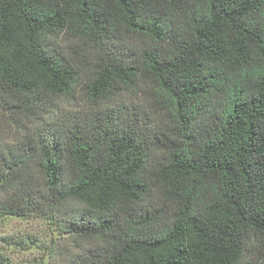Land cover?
<instances>
[{
  "label": "trees",
  "instance_id": "1",
  "mask_svg": "<svg viewBox=\"0 0 264 264\" xmlns=\"http://www.w3.org/2000/svg\"><path fill=\"white\" fill-rule=\"evenodd\" d=\"M59 34L94 51L89 98L151 82L169 121L154 139L164 155L148 171L143 133L111 112L61 145L38 134L41 189L30 172L14 176L0 215L50 217L80 200L83 230L105 242L74 264H234L248 238L264 252V0H0L8 108L34 114L72 92L76 68L49 42ZM121 34L149 40L134 61L113 48ZM154 190L167 219L149 209Z\"/></svg>",
  "mask_w": 264,
  "mask_h": 264
},
{
  "label": "rangeland",
  "instance_id": "2",
  "mask_svg": "<svg viewBox=\"0 0 264 264\" xmlns=\"http://www.w3.org/2000/svg\"><path fill=\"white\" fill-rule=\"evenodd\" d=\"M49 42L76 68L77 80L67 96L46 95L43 107L34 114L8 108L0 97V170L7 175L0 180V202L12 193L16 184L13 178L19 173L36 176L35 188L41 189L37 168L39 148L35 146L38 134L61 145L74 124L85 123L95 115L111 112L113 119L135 122L144 135L148 171L164 155V149L154 139L169 121L151 82L139 81L134 88L120 89L93 100L86 94L85 84L93 74L94 51L65 34L52 36ZM148 44L149 40L143 36L121 34L113 48L134 61ZM19 158L23 160L17 161ZM67 183V172L60 162L59 188L64 189ZM148 200L149 209L155 208L153 214L160 213L163 219L169 217L170 206L156 190ZM39 202L43 204L41 199ZM88 216L89 209L77 199L64 201L50 217L36 211L0 215V264H74L96 257L105 241L83 230L81 222ZM234 264H264V252L254 239L248 238Z\"/></svg>",
  "mask_w": 264,
  "mask_h": 264
}]
</instances>
